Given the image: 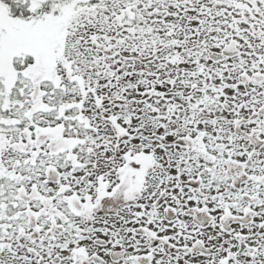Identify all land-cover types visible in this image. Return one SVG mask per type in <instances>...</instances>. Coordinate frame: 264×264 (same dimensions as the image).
I'll use <instances>...</instances> for the list:
<instances>
[{"label": "snow or ice", "instance_id": "6c2138e0", "mask_svg": "<svg viewBox=\"0 0 264 264\" xmlns=\"http://www.w3.org/2000/svg\"><path fill=\"white\" fill-rule=\"evenodd\" d=\"M0 264H264V0H0Z\"/></svg>", "mask_w": 264, "mask_h": 264}]
</instances>
